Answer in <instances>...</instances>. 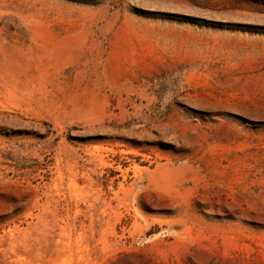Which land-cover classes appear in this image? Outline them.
I'll list each match as a JSON object with an SVG mask.
<instances>
[{
	"label": "rangeland",
	"instance_id": "1",
	"mask_svg": "<svg viewBox=\"0 0 264 264\" xmlns=\"http://www.w3.org/2000/svg\"><path fill=\"white\" fill-rule=\"evenodd\" d=\"M0 264H264V0H0Z\"/></svg>",
	"mask_w": 264,
	"mask_h": 264
}]
</instances>
